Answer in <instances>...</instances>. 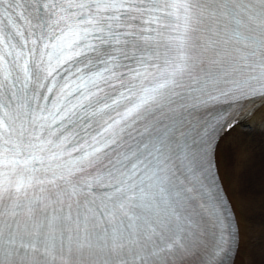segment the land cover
<instances>
[{
  "label": "snow or ice",
  "instance_id": "snow-or-ice-1",
  "mask_svg": "<svg viewBox=\"0 0 264 264\" xmlns=\"http://www.w3.org/2000/svg\"><path fill=\"white\" fill-rule=\"evenodd\" d=\"M257 109L264 0H0V264H256Z\"/></svg>",
  "mask_w": 264,
  "mask_h": 264
},
{
  "label": "bare ground",
  "instance_id": "bare-ground-1",
  "mask_svg": "<svg viewBox=\"0 0 264 264\" xmlns=\"http://www.w3.org/2000/svg\"><path fill=\"white\" fill-rule=\"evenodd\" d=\"M260 112L261 110L258 109L256 114L246 122L248 127L240 129L242 134L247 131L252 132L253 138H255L247 164L242 162L239 147L235 141L232 142L231 149L225 145L219 154L226 182L228 181L227 174L231 170L244 168L246 188L254 201L252 208L249 211H244L241 217L243 230L246 233L244 258L248 260V251L254 249L256 264H264V214L262 212L264 198L257 192V189L261 191V185H264V118H261Z\"/></svg>",
  "mask_w": 264,
  "mask_h": 264
},
{
  "label": "rangeland",
  "instance_id": "rangeland-1",
  "mask_svg": "<svg viewBox=\"0 0 264 264\" xmlns=\"http://www.w3.org/2000/svg\"><path fill=\"white\" fill-rule=\"evenodd\" d=\"M241 139L246 143L247 148H248L249 151L253 150L254 143H255V141H254L255 138H253L252 132L247 131V132L243 133L242 136H241ZM260 141H261V139H260ZM257 192H258L259 195L261 194L260 196H262L264 198V185H261V191H260V189H257ZM262 212L264 214V200H263Z\"/></svg>",
  "mask_w": 264,
  "mask_h": 264
}]
</instances>
